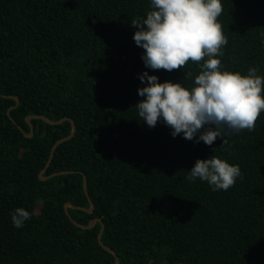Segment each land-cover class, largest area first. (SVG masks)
Listing matches in <instances>:
<instances>
[{
	"label": "trees",
	"instance_id": "obj_1",
	"mask_svg": "<svg viewBox=\"0 0 264 264\" xmlns=\"http://www.w3.org/2000/svg\"><path fill=\"white\" fill-rule=\"evenodd\" d=\"M227 45L221 70L264 77V0H221ZM151 0H0V264H264V112L255 129L226 125L203 141L171 135L163 120L149 127L136 104L140 74L191 88L200 68L152 70L141 59L130 21ZM146 83V81H145ZM58 143L40 179L54 142ZM17 123L20 124L22 132ZM223 139L227 144H223ZM212 155L238 165L227 191L187 176ZM94 203L92 212L82 184ZM30 213L21 228L11 214Z\"/></svg>",
	"mask_w": 264,
	"mask_h": 264
},
{
	"label": "clouds",
	"instance_id": "obj_2",
	"mask_svg": "<svg viewBox=\"0 0 264 264\" xmlns=\"http://www.w3.org/2000/svg\"><path fill=\"white\" fill-rule=\"evenodd\" d=\"M222 13L221 0H151L146 16L130 21L136 28L133 40L144 49L141 59L146 68L171 72L185 69L189 62L200 68L194 77L192 71H185L184 79L193 80L191 88L180 82H160L147 71L140 74L144 86L137 91L143 99L135 106L149 127L163 120L173 137L182 134L209 146L223 137L225 125L236 132L255 129L264 112V77L256 67L247 74L221 70L219 57L228 42L218 22ZM238 177L242 178L238 165L212 155L197 159L187 179L199 178L213 191H227ZM30 218L23 207L11 214L16 228Z\"/></svg>",
	"mask_w": 264,
	"mask_h": 264
},
{
	"label": "water",
	"instance_id": "obj_3",
	"mask_svg": "<svg viewBox=\"0 0 264 264\" xmlns=\"http://www.w3.org/2000/svg\"><path fill=\"white\" fill-rule=\"evenodd\" d=\"M0 95H2V96H4V97L9 96V97L14 98V99L16 100V104L13 105V106H10V107L7 109V114H8V116L12 119V117H11V115H10V109L13 108L14 106H17V105H18V103H19V98H18V96H16V95H5V94H0ZM34 117H35V118H42L44 121H46V122L49 123V124H57V123L62 122V121L65 120V119H68V120L70 121V123H71V132H70L68 135L64 136V137H61V138L57 139V140L54 142V144L52 145V148H51V152H50V156H49V158H48V161L46 162L45 167H44V168L40 171V173H39V177H40V179H47V178H50V177H52V176H54V175H57V174L73 172L72 170H63V171H58V172H52V173H50V174H48V175H42V173L46 170V168H47L48 165L50 164V161H51L52 156H53V154H54V149H55L56 145H57L58 143H60L61 141H63V140H67V139H69V138L74 134L75 129H76V126H75V123H74L73 119L70 118V117H62V118H59V119H57V120H50V119H48L47 117H45L44 115H41V114H31V115H28V116L26 117V121L28 122V124H29V126H30V131H29V132H24L23 127H22L20 124L17 123L18 128H19L22 132H24V135L27 136V137H31V136H33L34 132H35V131H38L37 128H34L33 124L30 122V118H34ZM12 120H13V119H12ZM13 121H14V120H13ZM14 122L16 123V121H14ZM81 173H82V184H83V188H84L85 194L87 195V198H88V200H89L90 206H89V207L76 206V205H74V204H72L71 202L68 201V202H65V203H64V209H65V212L67 213L68 217L70 218V220H71L74 224H76L77 226H79V227H81V228H91V227L94 226V224L96 223V221H101V219H100L99 217H95V218L92 220V222H91L90 224H86V225H85V224H81V223H79L78 221H76V220L71 216V214H70L69 211H68V207L80 208V209H83V210H85V211H87V212H92V211H93L94 203H93V201L91 200V198H90V196H89V194H88V191H87V178H86V175H85L83 172H81ZM103 230H104V224L101 222V228H100V230H99V232H98L97 240H98L99 244H100L104 249H106V250H108V251H110V252L113 253L114 258H115V259H114V264H119V257H118V255L116 254V252H115L113 249H111L109 246L105 245V244L102 242L101 235H102Z\"/></svg>",
	"mask_w": 264,
	"mask_h": 264
}]
</instances>
